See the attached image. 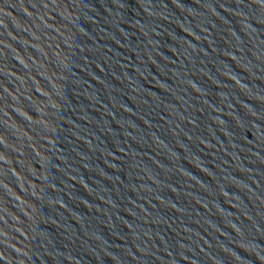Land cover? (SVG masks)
<instances>
[{"label": "water", "instance_id": "obj_1", "mask_svg": "<svg viewBox=\"0 0 264 264\" xmlns=\"http://www.w3.org/2000/svg\"><path fill=\"white\" fill-rule=\"evenodd\" d=\"M0 264H264V0H0Z\"/></svg>", "mask_w": 264, "mask_h": 264}]
</instances>
